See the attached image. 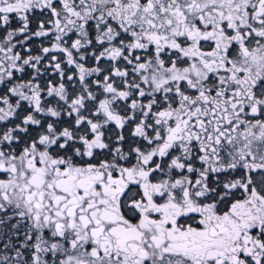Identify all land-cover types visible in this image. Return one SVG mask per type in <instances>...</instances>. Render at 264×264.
I'll use <instances>...</instances> for the list:
<instances>
[{
  "label": "snow or ice",
  "instance_id": "obj_1",
  "mask_svg": "<svg viewBox=\"0 0 264 264\" xmlns=\"http://www.w3.org/2000/svg\"><path fill=\"white\" fill-rule=\"evenodd\" d=\"M0 264H264V0H0Z\"/></svg>",
  "mask_w": 264,
  "mask_h": 264
}]
</instances>
